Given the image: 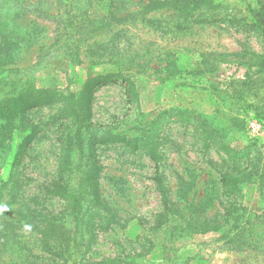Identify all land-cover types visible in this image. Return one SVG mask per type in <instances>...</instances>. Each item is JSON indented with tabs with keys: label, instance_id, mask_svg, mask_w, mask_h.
Segmentation results:
<instances>
[{
	"label": "rangeland",
	"instance_id": "rangeland-1",
	"mask_svg": "<svg viewBox=\"0 0 264 264\" xmlns=\"http://www.w3.org/2000/svg\"><path fill=\"white\" fill-rule=\"evenodd\" d=\"M165 1L0 0V264H264V0Z\"/></svg>",
	"mask_w": 264,
	"mask_h": 264
},
{
	"label": "trees",
	"instance_id": "trees-1",
	"mask_svg": "<svg viewBox=\"0 0 264 264\" xmlns=\"http://www.w3.org/2000/svg\"><path fill=\"white\" fill-rule=\"evenodd\" d=\"M161 6H167L169 8H172L173 10L179 11L180 14H186L185 10L191 8V6L189 5V3H187V1H184V0H167L163 4L153 5L152 7H150V9L159 8ZM8 75L9 76L10 75L11 76H15V75H17V71L15 69L6 70V73L4 75L0 76V83ZM108 76H110V75H108ZM104 77H106V75H99L96 79H101V78H104ZM76 139H77V142L81 144L80 127L77 129Z\"/></svg>",
	"mask_w": 264,
	"mask_h": 264
},
{
	"label": "built area",
	"instance_id": "built-area-1",
	"mask_svg": "<svg viewBox=\"0 0 264 264\" xmlns=\"http://www.w3.org/2000/svg\"><path fill=\"white\" fill-rule=\"evenodd\" d=\"M248 129L254 134H259L263 130V126L259 120L252 119L248 123Z\"/></svg>",
	"mask_w": 264,
	"mask_h": 264
}]
</instances>
